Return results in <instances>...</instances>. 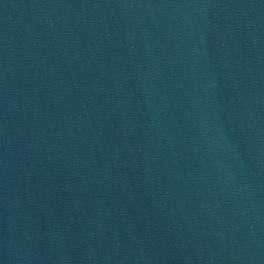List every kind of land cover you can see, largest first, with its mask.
Returning <instances> with one entry per match:
<instances>
[{"label":"water","instance_id":"1","mask_svg":"<svg viewBox=\"0 0 264 264\" xmlns=\"http://www.w3.org/2000/svg\"><path fill=\"white\" fill-rule=\"evenodd\" d=\"M0 264H166L68 0H0Z\"/></svg>","mask_w":264,"mask_h":264}]
</instances>
